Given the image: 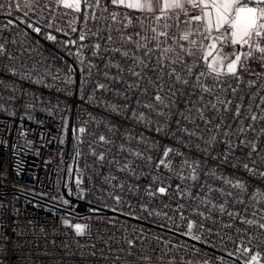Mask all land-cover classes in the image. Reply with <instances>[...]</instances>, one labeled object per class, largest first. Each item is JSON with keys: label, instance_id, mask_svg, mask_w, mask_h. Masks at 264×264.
Masks as SVG:
<instances>
[{"label": "built area", "instance_id": "obj_1", "mask_svg": "<svg viewBox=\"0 0 264 264\" xmlns=\"http://www.w3.org/2000/svg\"><path fill=\"white\" fill-rule=\"evenodd\" d=\"M103 8L108 11L102 13ZM114 11L121 23L125 14L143 20L127 30L132 42H121L113 30L112 47L132 56L135 42H143L153 25L152 14L117 8L108 0L95 9L82 0L80 11L64 8L59 0H0V264H264V228L259 227L264 223L261 54L253 51L256 59L243 61L239 84L228 76L211 94L192 84L169 88L174 79L167 73L173 67L193 82L206 73L212 57L205 53L218 56L231 46L218 44L217 52L208 48L211 38L227 37L231 28L206 31L202 20L188 23L199 15L190 6L187 15L168 13L166 22L175 26L162 47L179 51L183 45L195 55L181 53L183 67L166 64L161 69L157 53L143 58L141 49L135 54L144 64L138 66L119 53L105 52V41L94 35L112 21L95 20L93 13ZM186 33L189 41L180 40ZM250 50L240 45L237 54ZM167 55L175 58V52ZM117 64L119 69L112 66ZM201 80L212 83L207 76ZM159 83H164L162 92ZM233 87L239 89L235 94ZM157 93L164 98L159 104ZM217 96L232 101L229 109L242 104V115L235 118ZM196 108L204 110L202 119ZM212 137L216 142L207 143ZM168 148L173 153L164 158ZM160 159L170 160L172 167H157ZM182 160L197 161L195 173L181 167ZM193 174L196 180L190 178ZM217 177L239 181L247 191ZM75 225L82 226L80 234Z\"/></svg>", "mask_w": 264, "mask_h": 264}, {"label": "snow or ice", "instance_id": "obj_2", "mask_svg": "<svg viewBox=\"0 0 264 264\" xmlns=\"http://www.w3.org/2000/svg\"><path fill=\"white\" fill-rule=\"evenodd\" d=\"M60 3H62L65 7H74L76 11H80V5L82 0H72L71 3H69V0H59ZM83 3L87 7L91 8H100L102 0H83ZM110 3L117 8L123 7L129 10L138 11L141 13H149L152 14L151 19L153 21V25H149L147 33H145L141 37V41H136V47L135 52L132 56H129V50L121 51L118 47H112L116 43L113 37V30L115 29L116 32L119 33L118 39L121 42H132L134 40L133 35L129 34L127 31L130 28H133L137 21H139L141 24L143 23V20H140L139 18H136V20H133L129 18L127 14L124 15L123 20L124 23H121V20L118 18L120 14L118 12H111L108 16L100 15L96 16L95 13H93L92 18L98 21H107L109 18L111 19L112 23L107 24L106 26H100L99 31L97 33H94V35L98 36L101 40L105 41V44L107 47L104 48V51H113L116 53H119L122 57L128 58L133 60L134 62H137V65H143L144 59L146 57H149V54L152 52L157 53V62L158 66L161 69H164L166 67V64H172L177 65L179 64L181 67H183V60L181 59V53H183L184 56H193L195 53L191 48L185 49L183 45L179 46V51H176L171 46L169 47H162L163 44L167 43L169 40L172 39V37L169 36V30L173 28L175 25L172 23H167L166 21L168 19H171L170 16H168V13L175 12L176 10H180L184 12L185 15H187V12L185 11L186 6H190L194 9H199L202 13V15H193L190 17V19L187 21L190 23L191 21H200L201 19H204L208 25L206 28V31H210L213 22L215 24V29L217 32L221 31V29L225 28V26H229L232 31L230 32L229 36H217L212 39V43L208 45V48L216 50L219 52L218 44L223 45L224 43L230 42L232 45H247L250 49L246 54H237L236 52H233L232 59L229 60L227 55L221 54L218 56H213L212 51H208L205 53V56L212 57V61L207 64V72H200L198 75L195 76V81H190L189 79H184V77L180 73V69L173 67L171 71L167 73L170 79H174L173 83H168L169 88H173L176 85L183 84L185 86L192 84V86L195 89L201 90L203 93L211 94L213 93L214 89H216L221 84V78L222 77H228L231 76L235 79L237 84L241 82V71L245 70L243 61L248 59L249 57H252L256 59V57H253V51L260 53V57L258 58L262 62H264V0H110ZM206 10V11H205ZM102 13L107 12V8L101 9ZM159 11L160 14H156V12ZM149 17L145 16L144 20H148ZM161 21H165L164 23H161ZM119 26V27H118ZM36 32H39L40 29L36 28ZM75 31V29H73ZM107 31V35H101V33ZM150 33V34H149ZM136 36H140V33H136ZM189 35L190 34H184L179 37L180 40L183 41H189ZM85 37L81 35L80 39L83 40ZM210 37H205V39H209ZM49 39H53V37H49ZM154 42V43H153ZM190 43L194 47H199L198 42L196 40H191ZM3 46L0 45V48ZM95 49H97L96 55H99V50L101 49V44L97 43L94 45ZM143 49L142 57L137 56L135 53H138ZM175 52V58H170L167 54ZM113 67H116L119 69V65H112ZM224 69L221 71V69ZM187 73L189 75L192 74V68H187ZM131 75L133 76H141V73L135 70H131ZM207 76L212 83L208 84L201 80V77ZM113 79H116L113 77ZM160 80H163V77H160ZM167 83V82H165ZM248 87L253 86V82L249 81ZM98 88H103L104 85H97ZM131 87V85H129ZM157 87L160 89V91H164V83L157 84ZM239 89L236 87L232 88V92L235 94L238 92ZM175 95V91L172 93ZM154 99L157 101V103H161L163 101V97L157 93L154 96ZM244 99L243 96L240 97V100L242 101ZM262 101H264V98H261ZM203 100V96H201V101ZM217 103L222 104L225 106L226 111H234V117L238 118L242 115V104H237L235 109H229L227 105L232 104L231 100H220L219 97H216ZM144 107H151L148 104H145ZM208 106L205 105V108ZM259 107V105L257 106ZM212 109L217 108V104L214 103L211 105ZM192 109H189V113H191ZM196 111L200 113V118H203V109L196 108ZM158 115L161 113H157ZM136 115L135 113L133 114ZM141 121H143L145 118L143 115H140L138 117ZM187 118V117H186ZM252 121L257 120L256 115H252L250 117ZM260 119H264V116L260 117ZM194 122V121H193ZM217 128L220 127V125H216ZM81 132H84L85 129L81 128ZM243 131V129H241ZM194 132H189L188 135L192 136L194 135ZM225 136L228 135L227 132L224 133ZM99 139L101 141L105 140L104 136H100ZM216 142V138L212 137L207 143L213 144ZM227 143V141H225ZM250 143L248 141L241 140L240 144H244L247 146V144ZM256 144L251 143L252 151H256ZM229 148H231V145H229ZM173 150L171 148H168L164 150L163 157L168 158L170 155H172ZM177 155L179 153H176ZM136 155H141L140 153H136ZM251 155V154H250ZM100 159L103 160L104 157L100 156ZM151 159V157H149ZM227 159V157H225ZM261 160L264 161V157H261ZM255 164L256 162L253 161ZM163 166L165 168H171L172 164L170 160L167 159H160L159 165L157 167ZM181 167H187L192 170L193 173H195L196 168L199 166L197 161H188V160H182L180 162ZM243 167L247 169L249 172L256 174L255 169L249 168L248 164H244ZM211 175L215 176V172H212ZM260 176L264 177V172L259 173ZM190 178L192 180H196L197 176L195 174L191 175ZM218 179H223V182L225 184H230L233 188L239 189L241 192L247 191L246 186L237 181L235 184L232 183L230 179L227 178H221L217 177ZM158 191L163 194L165 193L166 189L164 187H160ZM217 191H222L217 189ZM223 194V193H222ZM202 203H208V201H202ZM215 207V205H213ZM223 207H221V211H223ZM199 215H203V213H198ZM231 215V213H230ZM248 224H253L254 221L252 220H246L244 221ZM194 227L192 222L188 223V228L191 230ZM260 228H264V223H261L259 225ZM75 229L77 231V234H80L82 230L81 225H75ZM257 259L256 256H252V260L255 261Z\"/></svg>", "mask_w": 264, "mask_h": 264}, {"label": "crops", "instance_id": "obj_3", "mask_svg": "<svg viewBox=\"0 0 264 264\" xmlns=\"http://www.w3.org/2000/svg\"><path fill=\"white\" fill-rule=\"evenodd\" d=\"M71 2H72V0H71ZM108 2L110 3V0H108ZM61 5H63L62 3H61ZM81 6V5H80ZM65 8V7H64ZM72 8H74V7H72ZM67 9H69V8H67ZM75 9V8H74ZM70 10H73V9H70ZM76 11V10H75ZM197 11L199 12V15H202V13H201V11L199 10V9H197ZM206 11V10H205ZM202 20V22H203V24H204V26H205V28H207L208 27V25H207V23H206V21L204 20V19H201ZM215 29V24H214V22H213V26H212V28H211V30H214ZM229 50H233V48H232V46H230L228 49H226V50H223V51H221L219 54L221 55V54H224V55H227L228 56V58H233L232 56H230V53H229ZM233 52H235L234 50H233ZM212 61V58L209 60V62H211ZM208 62V63H209ZM224 69L222 68L221 69V71H223Z\"/></svg>", "mask_w": 264, "mask_h": 264}, {"label": "water", "instance_id": "obj_4", "mask_svg": "<svg viewBox=\"0 0 264 264\" xmlns=\"http://www.w3.org/2000/svg\"><path fill=\"white\" fill-rule=\"evenodd\" d=\"M231 31H232V29H231ZM230 45L232 46L233 50H234L236 53L239 51V49H240V44L232 45V44L230 43Z\"/></svg>", "mask_w": 264, "mask_h": 264}, {"label": "rangeland", "instance_id": "obj_5", "mask_svg": "<svg viewBox=\"0 0 264 264\" xmlns=\"http://www.w3.org/2000/svg\"><path fill=\"white\" fill-rule=\"evenodd\" d=\"M69 3H71V0H69ZM63 7H65L64 5H62ZM65 8H69V9H73V10H75L74 8H72V7H65ZM229 53H230V56H232L231 54L233 53V50H229ZM218 55H220L219 53H218ZM232 59V58H231Z\"/></svg>", "mask_w": 264, "mask_h": 264}]
</instances>
